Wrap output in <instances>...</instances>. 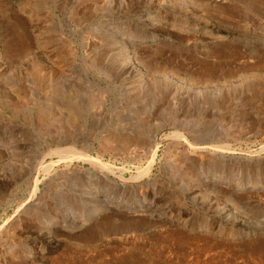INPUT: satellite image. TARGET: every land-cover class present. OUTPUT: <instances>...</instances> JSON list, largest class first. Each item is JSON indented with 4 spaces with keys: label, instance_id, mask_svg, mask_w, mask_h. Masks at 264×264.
I'll list each match as a JSON object with an SVG mask.
<instances>
[{
    "label": "rangeland",
    "instance_id": "374dc122",
    "mask_svg": "<svg viewBox=\"0 0 264 264\" xmlns=\"http://www.w3.org/2000/svg\"><path fill=\"white\" fill-rule=\"evenodd\" d=\"M0 264H264V0H0Z\"/></svg>",
    "mask_w": 264,
    "mask_h": 264
},
{
    "label": "bare ground",
    "instance_id": "6f19581e",
    "mask_svg": "<svg viewBox=\"0 0 264 264\" xmlns=\"http://www.w3.org/2000/svg\"><path fill=\"white\" fill-rule=\"evenodd\" d=\"M175 135V134H174ZM181 136V135H180ZM182 137V136H181ZM170 138V137H169ZM168 138V139H169ZM180 139V138H179ZM152 141V140H151ZM184 142H187L185 141L184 139ZM191 146V145H190ZM156 151V150H155ZM72 154L76 157H79V159L85 163H88L89 165L93 166V167H99L100 169H105V170H108V169H111L110 166L108 167V165L106 163H103L102 160L100 161L99 159L97 158H93V157H90L89 154L87 153H81V154H76L74 153V151H71ZM76 154V155H75ZM154 155H155V152H154ZM139 169V168H138ZM112 170V169H111ZM48 171V169H47ZM104 171V170H102ZM109 171V170H108ZM113 172V171H112ZM144 170H138V176H140L141 174H143ZM132 178V177H131ZM138 177L136 178H133L134 180L137 179ZM123 179V178H122Z\"/></svg>",
    "mask_w": 264,
    "mask_h": 264
}]
</instances>
